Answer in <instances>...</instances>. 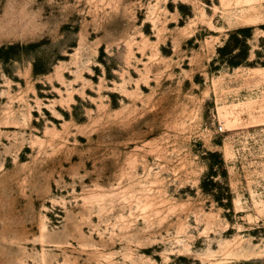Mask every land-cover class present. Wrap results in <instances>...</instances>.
<instances>
[{
  "label": "rangeland",
  "instance_id": "rangeland-1",
  "mask_svg": "<svg viewBox=\"0 0 264 264\" xmlns=\"http://www.w3.org/2000/svg\"><path fill=\"white\" fill-rule=\"evenodd\" d=\"M0 264H264V0H0Z\"/></svg>",
  "mask_w": 264,
  "mask_h": 264
},
{
  "label": "trees",
  "instance_id": "trees-1",
  "mask_svg": "<svg viewBox=\"0 0 264 264\" xmlns=\"http://www.w3.org/2000/svg\"><path fill=\"white\" fill-rule=\"evenodd\" d=\"M248 33H249L248 27H240V28H237V29L233 30L232 32H230L225 44L222 47L218 48L219 55L222 56V55L226 54L227 50H229V48H234L237 45L239 46V50H244L245 48H247V44L245 43L246 40L243 37H247ZM227 62H229V64H232V65H238L241 61H238V60L233 61L232 59H230ZM214 156H215V159H214L215 163L219 164L220 169L223 170V160L221 159V156H219L217 154H214ZM212 165H213V163L210 164V170H209L210 175H214L212 173V172H214V170L212 169L213 168ZM208 181L212 182L211 180H208Z\"/></svg>",
  "mask_w": 264,
  "mask_h": 264
}]
</instances>
